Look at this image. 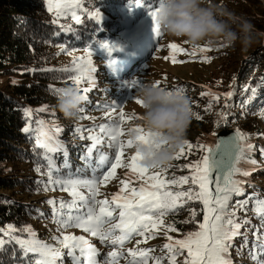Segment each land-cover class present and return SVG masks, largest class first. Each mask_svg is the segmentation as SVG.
Here are the masks:
<instances>
[{
    "label": "snow or ice",
    "instance_id": "snow-or-ice-1",
    "mask_svg": "<svg viewBox=\"0 0 264 264\" xmlns=\"http://www.w3.org/2000/svg\"><path fill=\"white\" fill-rule=\"evenodd\" d=\"M47 10L54 15L53 23H59L61 17H71L76 24H82L81 13L87 15L89 19H94L97 24L102 22L103 14L98 7L89 10L85 6V0H46ZM143 0H136V5L141 6ZM154 22V33L156 39L163 37L160 26L156 23L157 8L149 12ZM64 31H74L72 25H60ZM186 43V42H185ZM100 48L107 49L109 53L113 48L107 41H96ZM211 42L205 46H193L191 52H188L180 44L172 42L168 48L172 51L171 56L165 57L173 63H184L186 61H177L176 53L189 54L195 56L197 52L208 53L213 49ZM227 45L222 44L221 47ZM61 47L62 52L72 57L70 67L55 69L56 71L72 72L74 75L70 77L74 84L80 87L83 83H88L91 87H84V99L88 100V93L97 86V82L93 73L96 68L93 64V50L89 46L83 55H75L73 51H69ZM212 57L205 55L203 61L211 63ZM109 69L115 73V61L108 63ZM54 69L45 68L39 71H53ZM35 72L37 69H29ZM261 85L264 86V77L261 78ZM142 82L136 79L125 82V86L129 89H135L141 86ZM160 85V81L156 82ZM206 87V86H205ZM55 92L59 93L62 89L55 88ZM178 92H185L182 87H177ZM248 90L247 88L245 89ZM251 97L254 98L257 88L250 89ZM201 96H210L211 101H219L221 94L212 93L210 90L202 92ZM224 98L230 99L233 92L229 91L223 94ZM138 105H142L143 101L138 97H133ZM227 107V105H226ZM97 109L106 108L105 116L108 117L107 123L93 125L92 128L84 129L77 126L75 132L80 134L81 139H88L91 144L87 146V151L81 157L85 161V169H77L76 173L61 175L60 169L56 166L53 159L54 153L62 152L67 157V149L64 144L57 138L58 134L63 131L62 128L53 125L49 128L44 120L37 121V127L33 128L30 122L33 114L32 109H25V115L29 118V122L22 130L26 133L33 132L36 136V145L43 149V159L46 161V171L43 175L47 176V182L43 183L45 190H54L59 185L60 190L67 191L71 200L65 201L60 199H51L48 201L52 205V219L58 225L59 236H54L53 240L59 246H54L37 238V233L31 226H25L19 229L20 232H26L27 238H23L15 233L18 231L14 225H8L6 228H0V252L5 251V245L15 244L21 251L24 264H63L64 252L67 249V255L71 259L72 264H119L121 258L125 257V251L131 257L128 264H178V257H183L179 264H232L230 250L233 247V241L237 236H243L244 243L241 248L248 244L247 233H241L240 229L245 225H250L248 219L237 217L239 209H245L249 199L254 200L255 211L261 221L257 227L256 240L253 242V248L249 250L250 258L255 264H264V199L255 196H248L243 200H236L235 205H231L233 197H241L245 195V185L250 186V181L243 179L249 177L251 172L245 170L238 165L242 161L247 160L252 164H256L254 158L249 155L254 145L247 143L249 137L247 134L237 131L231 140L223 145L217 144L214 150L207 145L200 144L201 150L208 154L201 159L181 167L191 170L190 175H175L170 178L165 174L168 165L163 168L150 169L146 167L142 161L143 156L134 151L128 157V163H125L124 156L126 149H133L134 142L132 139H122L125 135L123 124L125 121L132 119H142L135 113L126 115L123 106L118 104L112 105H96ZM118 118L113 119V114L117 113ZM39 112L47 111V106L37 109ZM84 111V109H81ZM264 117V110L259 113ZM227 119L226 114L222 113ZM197 120H201L202 116L194 112ZM81 119H95L90 116H82ZM219 126V125H218ZM135 131L141 133L137 137L139 141H147L152 133H146L142 127H134ZM129 131V130H128ZM87 132V135L84 133ZM114 149V153H105L103 148ZM193 144L185 140L184 146L175 155V160H180L186 154H191ZM218 152V154H217ZM95 153L96 163L93 164V156ZM264 155V149H261ZM70 168L65 160L63 165ZM117 168L128 169L129 179L120 180V189L112 194L111 198L104 197L101 192V186L106 185L109 181L115 179ZM91 170V176L82 175L86 170ZM157 170V171H154ZM35 171L41 172V166H37ZM56 174L55 176L53 174ZM143 181L139 187L132 186L131 178ZM180 186L181 190H173L171 186ZM183 185H190L186 190L182 189ZM49 186H52L50 189ZM82 189L87 190V195ZM199 201L202 204L203 220H196L197 211L192 208L190 218L182 221V223H198V229L183 234L182 238H174L168 233L179 231L174 222H165V218L169 214H175L180 210L183 204L190 201ZM40 215H44L40 213ZM77 228L84 233L96 237L102 244L112 246L113 250L108 252L103 261L98 259L100 251L84 235H75L67 233V229ZM166 236L168 242L163 244L162 251L166 250L167 255L155 256L153 248H140L139 245L146 243L150 239L156 238L161 234ZM140 237L141 239H137ZM135 240L136 247L126 248V243ZM16 249H13L15 252ZM239 251V250H238ZM29 254L32 259L28 260Z\"/></svg>",
    "mask_w": 264,
    "mask_h": 264
},
{
    "label": "trees",
    "instance_id": "trees-1",
    "mask_svg": "<svg viewBox=\"0 0 264 264\" xmlns=\"http://www.w3.org/2000/svg\"><path fill=\"white\" fill-rule=\"evenodd\" d=\"M159 3L160 0H143V4L137 6L136 0H85V6L89 10L98 7L107 19H102V22L97 24L94 19H89L86 14L81 13L83 23L76 24L71 17H61L59 23H53L54 15L47 10L46 0H0V228L14 225L18 230L15 234L27 238L28 234L20 232L19 229L31 226L38 239L59 246L53 240L59 232L58 225L52 219V205L48 201H59L62 199L60 195L66 191L60 190L59 185H56L54 190H45L43 183H37L47 182V176L43 175L46 171V161L43 159L44 150L36 145L35 134L22 130L29 122L25 109L33 110L30 120L33 128L37 127V121L44 120L49 128L56 125L63 129L57 138L66 147L67 157L62 152L52 154L60 174L67 175L70 172L76 173L77 169H85V161L81 157L87 151L90 140L81 139L75 129L77 126L84 129L93 127L86 124L81 117L87 115L89 107L97 109L96 105H101L105 98L93 105L94 98L88 94V100L81 106L84 111L80 110L77 118L66 119L63 116L57 108L58 93L53 89L74 84L70 79L74 73L55 70L71 66L69 61L61 58L66 52H62L60 46L74 53L85 52L91 46L98 60L99 57L109 59L114 53L101 52L102 48L96 41H106L113 38L117 31H121L122 25L126 24L125 14L131 12L128 16L131 18L136 10L139 14L147 15L157 8ZM224 6L237 17L249 20L258 31L264 32V0H225ZM61 24L72 25L74 31L62 30ZM222 44L226 45L223 41L212 43L211 52L232 49L229 45L221 47ZM229 54L228 52L227 55ZM210 55L218 57V53ZM228 65L233 67L232 71L223 70V67L220 69L227 74L226 78H220L218 73L214 72L203 85L181 82L173 86L174 89L184 88L187 94L201 87L199 95L210 90L212 93L221 94V98L211 102L210 110V96L198 97L196 104H192L193 111L202 116L201 120L194 117L187 132L186 140L193 144V151L180 160L174 159L169 164L172 167L168 168L165 175L169 178L173 175H190L191 170L181 166L204 156L205 151L196 146L206 145L218 127L235 126L247 134V142L255 146L249 155L255 159L256 164L242 161L241 167L251 172L249 177L243 178L250 181V186L245 185L244 196L233 197L231 205L234 206L236 200L246 199L253 194L264 199V155L261 154V149H264V117L259 114L264 110V86L260 83L264 77V38L254 44L240 62H231ZM45 68L54 70L39 71ZM29 69L38 71L32 72ZM252 87L257 88L258 94L250 99ZM79 88L84 95L83 86ZM229 91L233 92V96L230 99L224 98L223 94ZM44 106H47V111H37ZM222 113L226 114V120ZM84 134L87 135V132ZM65 160L70 168L63 166ZM95 163L94 153L93 164ZM38 165L41 166L39 173L35 171ZM82 175H91V170L84 171ZM171 187L174 191L181 190L180 186ZM189 187L190 185H183L182 189ZM202 207L199 201H190L183 204L175 214H169L165 221L174 222L179 230L174 234L183 236L186 232L198 229V223H182L190 218L189 209H196V220L202 222ZM237 217L248 219L251 224L240 229L241 233H247L246 247L241 248L244 243L243 236H237L233 241L230 250L232 264H255L250 258L249 250L253 248L257 227L261 221L255 211L254 200L249 199L246 208L237 211ZM260 231L264 233V229ZM13 249H16L15 252ZM62 251L63 264L72 263L69 257V260L65 261L68 256L67 249ZM181 258L178 257L179 260ZM27 259L31 260L32 255L29 254ZM261 259H264V256ZM0 264H24L18 246L5 245V251L0 252Z\"/></svg>",
    "mask_w": 264,
    "mask_h": 264
},
{
    "label": "rangeland",
    "instance_id": "rangeland-1",
    "mask_svg": "<svg viewBox=\"0 0 264 264\" xmlns=\"http://www.w3.org/2000/svg\"><path fill=\"white\" fill-rule=\"evenodd\" d=\"M217 2H219V0H217ZM130 14L131 12L125 14L126 24L122 25L121 31H117L115 35H113V38L106 40L112 46V52L114 55L109 59L99 57L98 60L96 55L93 54V64L96 68V71L93 73V75L97 82V86L88 93L92 96V98H94L93 100L90 99L92 100L93 105H95L99 100H103V98H105V101H103L101 105H122L126 115L135 113L137 116H141L140 106L133 98L137 97V88L139 86L135 89H129L125 86L126 81L136 79L141 81L142 84L145 82L160 81V85L167 86L172 89H174V85L181 82H195L196 84L203 85L207 79L214 75V72H217L220 78H226L227 74L221 70L226 69L229 72L232 71L233 67L228 64H231V62L238 63L246 56V52L241 51L240 46L236 45L235 47L232 46V49L230 50L221 49L208 53L197 52L195 56L177 52V61L186 62L173 63L170 59H165V57L171 56L172 54V51L168 48L170 43H178L188 50V52H191L193 46L170 38L164 33L162 38L156 39L154 33V22L149 13L147 15H142L137 13L135 10L134 15L131 18L128 17ZM132 18H134V20ZM103 19H107V16L103 15ZM205 45L207 44H200L199 46ZM101 52L109 53V51L104 48H102ZM225 52H229L230 54L227 55ZM84 53L85 52H79L75 53V55L79 56L83 55ZM210 53H218V57H212L213 59L211 63L202 62L205 55L211 56ZM61 58L72 63V57L69 55L65 54ZM112 61H115V73H113L108 67V63ZM81 86H83V88L91 87V85L88 83L82 84ZM200 89L202 88L197 87L188 94L191 97L192 104H196L195 100H197L198 97L201 98V95H199ZM105 111H107L106 108L91 109L89 107L86 112V116L94 117L95 119H84L86 124L98 126L100 124L109 122L108 117L105 116ZM118 112L119 108L117 109V113L113 114V119L118 118ZM139 121L140 119L125 121L123 124L125 135L122 137V139H128V129L130 127H141ZM89 143L91 144V141ZM103 151L105 153H114V149H109L107 147H104ZM134 151V148L126 149L124 156L125 163L129 162L128 157L134 154ZM127 173L128 169L117 168L115 179L109 181L106 185L101 186V192L103 195L99 198L103 199L104 197H108L110 199L112 194L118 192L121 187L120 180L129 179L128 175H126ZM90 176L91 175H89V177ZM131 180L133 187H139L140 183L143 182L136 180L134 177L131 178ZM82 191H84L86 195L88 194L86 189H82ZM60 196L65 201L71 200V196L67 191L64 194L62 193ZM66 231L67 233H72L75 235H84L93 244H95L100 251V256L98 259L101 261H103L105 255L108 252L113 250L112 246L102 244L98 238L91 237L90 234L84 233L81 229L69 228ZM58 232L59 233H56V236L61 234L60 231ZM162 233L163 229H161L160 235L154 239L148 240L146 243L140 244L139 247L153 248L154 252L152 255L166 256L167 252L165 250L162 251V246L168 241L166 236H164ZM168 234L177 239L182 238V236L175 235L171 232ZM137 239L141 238L137 237ZM136 246L135 240L126 243V248H133ZM125 257L127 258L120 259L119 264H128V259H131V257L126 251ZM68 260L69 258L67 256L65 261ZM182 260L183 257L181 260L178 259V264ZM149 264H153V261L150 260Z\"/></svg>",
    "mask_w": 264,
    "mask_h": 264
},
{
    "label": "clouds",
    "instance_id": "clouds-1",
    "mask_svg": "<svg viewBox=\"0 0 264 264\" xmlns=\"http://www.w3.org/2000/svg\"><path fill=\"white\" fill-rule=\"evenodd\" d=\"M156 23L170 38L192 46L223 41L226 45L240 46L247 52L261 42L264 32L243 17H237L224 6V0H160ZM57 96V108L66 119L78 117L85 99L80 88L69 84ZM140 106L139 123L147 141H139L140 132L130 127L128 138L134 150L143 156L142 163L150 169L168 166L184 146L187 132L194 119L191 97L156 82H145L137 88Z\"/></svg>",
    "mask_w": 264,
    "mask_h": 264
},
{
    "label": "water",
    "instance_id": "water-1",
    "mask_svg": "<svg viewBox=\"0 0 264 264\" xmlns=\"http://www.w3.org/2000/svg\"><path fill=\"white\" fill-rule=\"evenodd\" d=\"M237 131H240L237 127L229 126V125H223V126L217 128L211 134L206 145L208 147L212 148L214 150V154H215L216 145L219 144V145H221V147H223V145L225 143H227L231 140V138L236 134ZM207 154L208 153L205 151L204 155H207ZM217 154H218V152H217ZM238 166L241 167V164Z\"/></svg>",
    "mask_w": 264,
    "mask_h": 264
}]
</instances>
